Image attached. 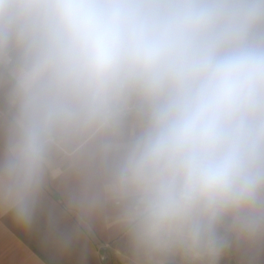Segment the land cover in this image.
Masks as SVG:
<instances>
[{
	"label": "clouds",
	"instance_id": "1",
	"mask_svg": "<svg viewBox=\"0 0 264 264\" xmlns=\"http://www.w3.org/2000/svg\"><path fill=\"white\" fill-rule=\"evenodd\" d=\"M89 144L147 264L264 240V0H0V203Z\"/></svg>",
	"mask_w": 264,
	"mask_h": 264
},
{
	"label": "crops",
	"instance_id": "2",
	"mask_svg": "<svg viewBox=\"0 0 264 264\" xmlns=\"http://www.w3.org/2000/svg\"><path fill=\"white\" fill-rule=\"evenodd\" d=\"M119 255L131 264L139 256L119 207L104 194L92 144L53 152L30 220L0 203V264H116ZM218 264H264V240L233 239Z\"/></svg>",
	"mask_w": 264,
	"mask_h": 264
},
{
	"label": "rangeland",
	"instance_id": "3",
	"mask_svg": "<svg viewBox=\"0 0 264 264\" xmlns=\"http://www.w3.org/2000/svg\"><path fill=\"white\" fill-rule=\"evenodd\" d=\"M124 250H125V248H124ZM124 250H123V252H124ZM116 259H117L116 264H131L132 263L131 258L129 259V258L125 257L124 255H119ZM134 259L136 262H139V263H141L142 261L144 263H147L141 255H139L138 257H135ZM136 262H134V264H136ZM172 264H203V262H199V261L188 262V261L182 260L181 258H176L174 261H172Z\"/></svg>",
	"mask_w": 264,
	"mask_h": 264
}]
</instances>
